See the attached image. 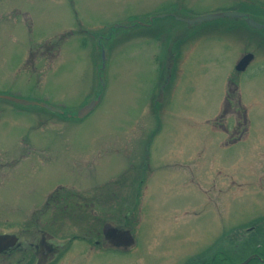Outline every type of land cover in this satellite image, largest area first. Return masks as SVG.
<instances>
[{"label": "rangeland", "instance_id": "obj_1", "mask_svg": "<svg viewBox=\"0 0 264 264\" xmlns=\"http://www.w3.org/2000/svg\"><path fill=\"white\" fill-rule=\"evenodd\" d=\"M0 7V233L29 227L66 245L97 220L84 212L71 222L70 205L105 198L89 206L101 216L106 201L114 210L136 198L145 208L135 250L76 264H205L222 253L228 258L219 264H236L263 243L264 29L230 17L151 31L134 21L173 8L182 18L232 10L264 22V0H0ZM25 12L34 14L31 28ZM247 52L255 58L238 72ZM229 79L244 106L220 121ZM244 110L248 125L238 115ZM238 120L247 138L232 143Z\"/></svg>", "mask_w": 264, "mask_h": 264}, {"label": "flooded vegetation", "instance_id": "obj_2", "mask_svg": "<svg viewBox=\"0 0 264 264\" xmlns=\"http://www.w3.org/2000/svg\"><path fill=\"white\" fill-rule=\"evenodd\" d=\"M4 8L5 7H0V12ZM171 9L172 10H168V12H161L159 15L149 16L152 17L151 19L149 18V22L137 19L134 22H136L135 24L139 27L136 28L138 30L142 28L141 30L145 29L151 31L153 26H157V28L167 26L168 28L173 27L178 21L190 24L186 21V19L189 18H182L177 14V11H173V8ZM258 13L264 18V11ZM24 16L26 19L25 23L31 28L34 25V14L32 15L31 13L25 12ZM167 16L175 18L177 21L173 19L164 20ZM242 18L249 24L248 18H251L249 14L247 17ZM259 23L263 25L259 27V29H264V22ZM164 27L162 29H164ZM260 37L262 38L264 36ZM93 41H95V39H93ZM229 85L230 88L226 92L220 121H223V117L226 116L229 111L235 109L234 105L236 108L238 104L241 107L244 106L242 94L240 93L237 95V91L239 90L238 82L234 79H229ZM238 115L242 117V121H245L248 125V110H244V113L240 111ZM220 121L219 118H216L214 121L215 125L225 127ZM242 121L240 123L238 120V127H234L235 129L233 130L231 139H229L230 142L233 143L247 138L248 128L242 125L244 124ZM242 127L243 129L241 130L240 128ZM225 130L227 131L228 129L225 128ZM262 177H264V172ZM104 201L105 198L82 199L80 200V204H69L72 207L71 211L74 215H66L65 218H68L71 222H80L77 220H82L84 218L83 215H80L84 212L93 213L87 216L88 220L93 217L97 220L92 219L90 223H86L84 225L86 231L83 230V233L74 234L69 238L66 245L54 242L56 234L44 230H32L29 227L18 233H0V264H64L63 262L66 260L69 261V264H76L78 259L88 262L99 253L109 254L111 252L121 251V254H124L126 251L135 250L138 246V238L140 237L138 236V228L142 227L143 219L141 213L144 212L145 204L142 205L140 199L129 198L121 199L119 203H116L118 207L114 210L106 208L111 206V204H107L109 201H106L107 203L105 206H102L101 216L99 215V210H89V206H101L102 204L100 202L103 203ZM94 214H97V216ZM74 244L76 245L74 246ZM257 249L264 254V241L263 243H258L247 257L241 258V261L252 257L251 261L253 259H259L260 264H264V257Z\"/></svg>", "mask_w": 264, "mask_h": 264}, {"label": "water", "instance_id": "obj_3", "mask_svg": "<svg viewBox=\"0 0 264 264\" xmlns=\"http://www.w3.org/2000/svg\"><path fill=\"white\" fill-rule=\"evenodd\" d=\"M248 14L247 13H242V12H238V11H226V12H222V13H214V14H206L194 19H186V21L190 24H194L196 22H202L205 20H212L218 17H247ZM248 22L249 24H251L253 27H262L263 25L256 22L255 20L248 18ZM102 58L103 61H105V52H102ZM253 59V54H248L247 56H245L238 64H237V69L240 71H243L247 68V66L249 65V63L252 61ZM103 67H104V63H103ZM5 98L14 101L16 103H20L23 105H37V102L34 101H28L25 99H21V98H16L13 96H5ZM100 102V97L97 99H94L93 101H91L90 103H88L85 107H83L79 112H78V118H84L85 116H87L89 113H91L96 106L99 104ZM43 107L53 110V111H60L58 108L54 107V106H50L47 104H41ZM252 259V257L247 258L245 261L239 263V264H248L250 262V260Z\"/></svg>", "mask_w": 264, "mask_h": 264}, {"label": "trees", "instance_id": "obj_4", "mask_svg": "<svg viewBox=\"0 0 264 264\" xmlns=\"http://www.w3.org/2000/svg\"><path fill=\"white\" fill-rule=\"evenodd\" d=\"M257 251L264 257V254L257 249ZM228 258L226 253H222L220 256H216L211 260H208L205 264H219L220 262H224ZM249 264H260L259 259H253Z\"/></svg>", "mask_w": 264, "mask_h": 264}]
</instances>
